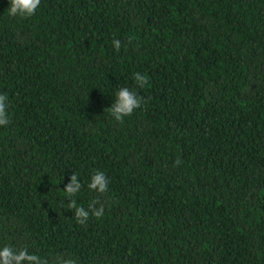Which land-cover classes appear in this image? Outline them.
I'll use <instances>...</instances> for the list:
<instances>
[{"label": "trees", "instance_id": "trees-1", "mask_svg": "<svg viewBox=\"0 0 264 264\" xmlns=\"http://www.w3.org/2000/svg\"><path fill=\"white\" fill-rule=\"evenodd\" d=\"M8 7L0 248L47 264H264V0ZM122 87L142 102L117 122ZM95 172L106 193L88 189ZM73 173L77 207L104 208L83 225L64 193Z\"/></svg>", "mask_w": 264, "mask_h": 264}, {"label": "clouds", "instance_id": "clouds-1", "mask_svg": "<svg viewBox=\"0 0 264 264\" xmlns=\"http://www.w3.org/2000/svg\"><path fill=\"white\" fill-rule=\"evenodd\" d=\"M8 3L7 13L10 17L26 19L36 13L41 0H8ZM113 47L119 49L121 47L120 41L114 40ZM133 79L141 88L148 84V78L140 73H136ZM7 100L8 97L6 95L0 94V127L7 126L10 122ZM141 102L142 98L135 91L122 87L117 91L115 103L108 108V111L115 121L123 122L126 117L131 116L135 110L141 107ZM108 184L109 181L104 172H95L90 178L88 189L98 193H106L109 190ZM82 187L83 185L75 173L71 174L69 183L64 187V193L69 197L68 207L74 210L76 222L81 225L88 221L89 211L97 218H100L104 212L102 205L95 207L98 203L97 201L89 204L88 210L83 207H77L76 200L73 197L77 195ZM0 264H47V261L36 254L29 253L26 248L14 249L6 245L0 248ZM63 264H76V262L74 259H67Z\"/></svg>", "mask_w": 264, "mask_h": 264}]
</instances>
